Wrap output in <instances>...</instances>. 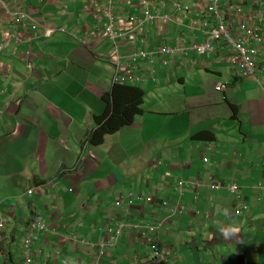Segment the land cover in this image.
<instances>
[{
  "label": "crops",
  "instance_id": "obj_1",
  "mask_svg": "<svg viewBox=\"0 0 264 264\" xmlns=\"http://www.w3.org/2000/svg\"><path fill=\"white\" fill-rule=\"evenodd\" d=\"M6 1L28 12L25 34L33 38L11 41L0 56V264H22L21 239L34 215L48 229L39 234L43 253L33 264H264V50L259 78L238 76L225 43L209 56L191 48L205 40L204 7L180 12L171 0H157L152 8L181 21L144 22L142 41L123 35L119 72L132 62V49H179L167 64L153 55L155 82L145 61L132 65L143 78L141 110L94 144L89 133L115 84L104 0ZM243 2L246 19L261 28L257 45L264 44V0ZM124 10L142 13V0H117L116 13ZM219 81L227 83L224 91ZM129 97L117 91L121 101ZM230 182L249 206L240 214ZM129 193L153 200L136 199L130 209L116 204ZM121 220L140 226L105 246L108 229ZM148 224L160 227L142 236ZM149 243L164 261L148 257Z\"/></svg>",
  "mask_w": 264,
  "mask_h": 264
},
{
  "label": "built area",
  "instance_id": "obj_2",
  "mask_svg": "<svg viewBox=\"0 0 264 264\" xmlns=\"http://www.w3.org/2000/svg\"><path fill=\"white\" fill-rule=\"evenodd\" d=\"M175 9L180 12L190 11V4L184 0H171ZM198 5L204 6L209 12L207 19L202 26V32L205 34V40L202 42H196L192 45L197 53L208 56L214 51V46L217 42H223L232 49L233 58L232 64L235 67V73L238 76H253L258 77L256 66V56L259 52L264 50V44L257 45L263 39L261 28L258 23H250L246 19L245 7L243 0H197ZM144 12L140 17L136 12L123 11L122 13H116V1L105 0L104 17L105 25L103 27V36L107 38L112 45L114 55L112 57L113 63L116 65V72L114 80L122 82H130L137 84L142 78L140 75L135 74L131 68H127L125 72L120 73L117 69L122 65L121 60L124 57L121 53V45L119 39L123 35H129L134 33L135 37L142 41V23L158 22L159 20H172L181 21L179 17L174 14L159 13V10H154L151 5L157 3V0H142ZM6 13L8 18V27L4 37L0 39V56L8 48L11 41L17 43H23L25 41L32 40V36H26L25 34V22L29 17L28 12H24L22 9H14L6 0H0V12ZM212 23H210V22ZM54 29H47L45 35H51ZM253 39L256 43L248 45V41ZM140 41V42H141ZM179 48L169 47L161 43L155 49H141L134 50L130 54L131 60L135 63L138 59H142L147 62L153 63V55L158 52L162 55H168L174 50ZM30 55V49L26 52ZM149 62V63H150ZM163 63H166V59H163ZM153 71V69H151ZM227 85L223 82H218L217 88L224 90ZM182 183V181H180ZM32 193L33 189L28 190ZM231 191H237V185H231ZM131 201V200H130ZM122 201H117L120 205ZM240 207L235 210V213H239L243 208H247L246 202L238 201ZM5 226V221L0 219V239L1 232ZM129 226L128 223L121 220L115 223L112 228L108 229V234L103 239L102 243L105 246H113L118 234L124 227ZM155 225H147L145 228L152 230L156 228ZM47 226L36 216H32L31 220L27 224L21 239V247L23 249V263L33 264V256L43 253L38 247L39 234L47 230ZM140 234L144 236L146 234L145 229H142ZM101 244V242H100ZM151 253L150 256L156 262H162L165 260V254L156 246L155 243H150Z\"/></svg>",
  "mask_w": 264,
  "mask_h": 264
},
{
  "label": "trees",
  "instance_id": "obj_3",
  "mask_svg": "<svg viewBox=\"0 0 264 264\" xmlns=\"http://www.w3.org/2000/svg\"><path fill=\"white\" fill-rule=\"evenodd\" d=\"M119 89L128 90L130 93L129 99L123 102L117 98ZM143 97L144 91L140 86L114 84L112 91L104 95V98L110 100V102L103 113L95 117L96 125L90 131L88 139L94 144H100L105 134L116 132L122 126L130 124L135 114L141 110L140 105Z\"/></svg>",
  "mask_w": 264,
  "mask_h": 264
},
{
  "label": "clouds",
  "instance_id": "obj_4",
  "mask_svg": "<svg viewBox=\"0 0 264 264\" xmlns=\"http://www.w3.org/2000/svg\"><path fill=\"white\" fill-rule=\"evenodd\" d=\"M116 1V4H117V0H115ZM186 3H188V4H190V11L192 10V8H193V6H196L197 5V7H200L201 9L204 7V6H201V5H198V2L196 1L195 2V4H191L190 2H187L186 0H184ZM104 2H105V0H104ZM155 4V3H154ZM243 4H244V2H243ZM142 5H143V3H142ZM244 7H245V4H244ZM154 10H156L155 8H153ZM204 10L205 11H207V12H209L205 7H204ZM190 11H188V12H190ZM133 12H136V11H133ZM143 12H144V7H143V10H142V13H137L140 17H142V15H143ZM245 13H246V9H245ZM206 19H207V17H206ZM206 19H203L202 20V26H203V23H204V21L206 20ZM208 20V19H207ZM147 22V21H146ZM210 22V21H209ZM210 23H212V22H210ZM144 23H142V25H143ZM213 24V23H212ZM142 25H141V27H142ZM202 30V29H201ZM50 36V35H49ZM200 42H202V41H200ZM217 43H223V42H217ZM161 44H163V43H161ZM253 43H248V45H252ZM255 44V43H254ZM253 44V45H254ZM164 45V44H163ZM216 45V44H215ZM158 46V45H157ZM156 48V47H155ZM155 48H142V49H155ZM214 48H215V46H214ZM134 50H137V49H132V51H131V53L134 51ZM138 50H141V49H138ZM194 50V49H193ZM176 50H174L173 52H175ZM262 51V50H261ZM260 51V52H261ZM173 52H170V54H173ZM214 52V51H213ZM260 52H259V54H260ZM130 53V54H131ZM156 53H158V52H156ZM197 53V52H196ZM130 54L128 55V60H130V61H132L131 60V58H130ZM155 54V53H154ZM197 54H199V53H197ZM259 54H257V56L259 55ZM199 55H202V54H199ZM164 56V59H166V63H163V59H162V61H161V63H163V64H167V62H168V59H169V54L168 55H163ZM205 56V55H204ZM209 56V55H208ZM257 56H256V63H257ZM150 61H147V62H145V65H147V67H146V74H149L150 75V80L152 81V82H155L156 80H157V77H156V74H155V72H156V67H155V61H154V57H153V63L151 64V62L149 63ZM125 63L126 62H124V66H125ZM138 63V60L135 62V64L136 65H138L137 64ZM121 64L123 65V61L121 60ZM134 64V62L132 61V62H128V67H125V69H124V71H122V72H120V73H123V72H125L126 71V69L127 68H131L133 71H134V73L135 74H138V75H140L141 76V74L140 73H138L137 71H136V68H132V65ZM115 65V64H114ZM121 65V66H122ZM120 66V67H121ZM119 67V68H120ZM119 68L117 69L118 71H119ZM151 69H153V71H151ZM256 69H258V66H256ZM259 70V69H258ZM258 70H257V75L259 76V72H258ZM115 72H116V65H115ZM114 76H115V73H114V75H113V83H119V84H129V85H135V86H140V84H141V82H142V80H143V78H142V76H141V78H142V80L139 82V83H137V84H134V83H130V82H122V81H116V80H114ZM253 77V76H252ZM255 78V77H254ZM259 78V77H258ZM144 79H145V77H144ZM146 80V79H145ZM219 82H223V81H219ZM223 83H225L226 85H227V83L226 82H223ZM218 84V83H217ZM217 84H216V88H217ZM227 87H228V85H227ZM226 87V88H227ZM225 88V89H226ZM218 89V88H217ZM224 89V90H225ZM219 90V89H218ZM224 90H220V91H224ZM89 140V139H88ZM63 144H65V141H61ZM206 161L208 160V159H205ZM182 183H183V181H182ZM182 183H180L179 182V185H181ZM233 184H236L237 185V191L236 192H232L231 191V185H233ZM211 186L212 187H214V188H219L220 187V184L219 183H212L211 184ZM33 189V188H32ZM227 189L230 191V193L232 194V196L233 197H235V201L238 203V201H242L241 199H240V196H241V191H240V188L238 187V184L237 183H235V182H230V184L227 186ZM136 199H146V200H148V201H152L153 200V198L151 197V196H144V195H135V197L133 196V194L132 193H129L128 194V196L125 198L123 195L121 196V198L118 200V201H122V203L120 204V205H122V204H125V208L126 209H130V206L132 205V203L136 200ZM131 200V201H130ZM246 202V201H245ZM163 203H166V201H163ZM117 204V203H116ZM239 204V203H238ZM118 205V204H117ZM246 205H247V208H245V209H249V206H248V204L246 203ZM240 206H237V208L236 209H238ZM235 209V210H236ZM177 210V208L175 207V208H173V211H176ZM235 210H234V213H235ZM244 209L242 208L241 210H240V212L239 213H235V214H240L242 211H243ZM4 220V219H3ZM124 221V220H123ZM124 222H126V221H124ZM29 223V222H28ZM27 223V224H28ZM126 223H128L129 224V226H127V227H124L122 230H121V232L125 229V228H128V227H130V226H133L134 228H137L138 226H140L138 223H136V224H130L129 222H126ZM27 224H26V226H27ZM148 225H155V226H157L156 228H154V229H152V230H149V229H146V228H142V229H145V231L147 230L148 232H154V231H156L157 229H159V227H160V224H148ZM6 226V225H5ZM4 226V227H5ZM26 226H25V228H26ZM4 229V228H3ZM2 229V230H3ZM141 229V230H142ZM141 230H140V232H141ZM121 232L118 234V236H120V234H121ZM223 236L225 237V239H228V238H230V236H231V230H224L223 231ZM146 235V234H145ZM118 236H117V239H116V241H115V243H114V246L116 245V243H117V240H118ZM1 237H2V232H1ZM149 251H150V253H151V248H150V243H149ZM150 253L148 254V257H151L152 258V256H150ZM147 257V258H148ZM166 257V256H165ZM33 258H34V256H33ZM22 260H23V258H22ZM152 261H155L154 259H152ZM22 263H23V261H22Z\"/></svg>",
  "mask_w": 264,
  "mask_h": 264
},
{
  "label": "rangeland",
  "instance_id": "obj_5",
  "mask_svg": "<svg viewBox=\"0 0 264 264\" xmlns=\"http://www.w3.org/2000/svg\"><path fill=\"white\" fill-rule=\"evenodd\" d=\"M145 79H147V78L145 77Z\"/></svg>",
  "mask_w": 264,
  "mask_h": 264
}]
</instances>
